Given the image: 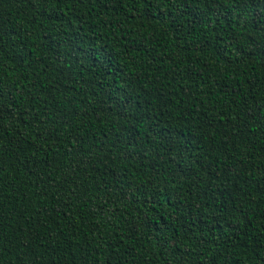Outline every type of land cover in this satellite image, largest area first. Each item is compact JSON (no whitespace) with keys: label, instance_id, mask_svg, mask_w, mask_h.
<instances>
[{"label":"trees","instance_id":"1","mask_svg":"<svg viewBox=\"0 0 264 264\" xmlns=\"http://www.w3.org/2000/svg\"><path fill=\"white\" fill-rule=\"evenodd\" d=\"M0 264H264V0H0Z\"/></svg>","mask_w":264,"mask_h":264},{"label":"snow or ice","instance_id":"2","mask_svg":"<svg viewBox=\"0 0 264 264\" xmlns=\"http://www.w3.org/2000/svg\"><path fill=\"white\" fill-rule=\"evenodd\" d=\"M3 119V115H0V120H2Z\"/></svg>","mask_w":264,"mask_h":264}]
</instances>
